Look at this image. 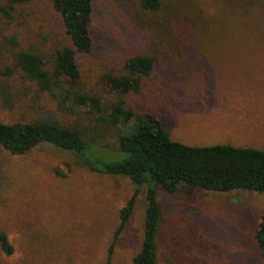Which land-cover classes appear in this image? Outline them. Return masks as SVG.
<instances>
[{
  "label": "rangeland",
  "instance_id": "obj_1",
  "mask_svg": "<svg viewBox=\"0 0 264 264\" xmlns=\"http://www.w3.org/2000/svg\"><path fill=\"white\" fill-rule=\"evenodd\" d=\"M7 1L0 0V122L53 120L75 128L89 155L118 158L116 137L93 125L94 116L84 113L87 102L63 104L14 67L15 51L28 50L49 70L53 51L68 39L44 0L11 9ZM161 2L194 22L176 50L156 31L157 14L141 10L135 0H94L93 49L77 57L76 88L99 97L107 114L116 98L103 76L124 73L129 55L150 53L153 68L129 100L142 116L119 123L120 133L132 132L151 113L169 138L187 145L264 150V9L236 13L223 0ZM245 47L259 49H231ZM132 189L126 176L92 172L83 159L49 143L21 154L0 148V235L10 247L4 250L0 241V264H103L119 208ZM144 193L142 185L108 264H132L143 234ZM156 200L157 264H261L254 231L264 193L179 185L159 191Z\"/></svg>",
  "mask_w": 264,
  "mask_h": 264
},
{
  "label": "trees",
  "instance_id": "obj_2",
  "mask_svg": "<svg viewBox=\"0 0 264 264\" xmlns=\"http://www.w3.org/2000/svg\"><path fill=\"white\" fill-rule=\"evenodd\" d=\"M25 1L27 0H8L7 8L11 9L15 4ZM44 1L56 15L68 44L53 51L49 70L43 67L39 54L28 50L15 51L13 65L36 82L45 84L48 91L61 103L65 104L67 100L71 105L87 102L89 108L84 113L94 116L92 123L101 131L112 130L117 141V155L120 153V156L104 160L89 155L87 141L75 128L59 125L49 119L26 123L0 122V148L11 154H21L45 142L83 159L92 172L124 175L129 179L133 189L119 208L118 223L106 249L103 264L109 263L113 243L131 214L142 185H145L143 234L139 249L132 256V264H157L159 207L156 196L159 191L173 192L181 185L216 192L241 189L264 193V150L219 143L187 145L169 138L158 115L151 113H144L145 121L138 124L132 132L120 133L117 128L119 123H125L131 117L142 116L134 114L135 107L129 100H135V95L140 92L144 79L153 68L154 55H129L122 61L124 73L103 76L108 91L116 98L109 105V113L105 114V107L99 97L76 88L80 76L77 57L90 54L93 49L94 40L89 28L94 14V0ZM135 1L141 10L157 14L156 31L163 36L169 49H178L180 41L183 46V39L194 28V22L188 15L163 4L161 0ZM223 2L228 10L236 13L252 8L264 9V0ZM189 61L186 60L188 65ZM12 71L11 67L4 69L5 74ZM66 109L69 110L70 107ZM254 237L261 264H264V208L259 215ZM0 241L2 248L8 251L10 247L1 235Z\"/></svg>",
  "mask_w": 264,
  "mask_h": 264
},
{
  "label": "crops",
  "instance_id": "obj_3",
  "mask_svg": "<svg viewBox=\"0 0 264 264\" xmlns=\"http://www.w3.org/2000/svg\"><path fill=\"white\" fill-rule=\"evenodd\" d=\"M231 49H233V50H253V49H255V48H231ZM257 50V49H256ZM234 146H237V145H234ZM238 147H246V146H238ZM251 148H256V147H251ZM256 149H259V148H256ZM261 150H263V149H261Z\"/></svg>",
  "mask_w": 264,
  "mask_h": 264
}]
</instances>
